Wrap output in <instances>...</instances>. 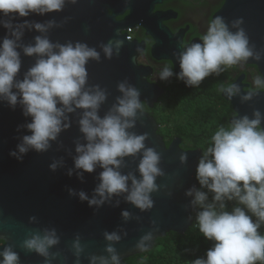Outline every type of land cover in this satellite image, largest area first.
<instances>
[{
    "label": "clouds",
    "instance_id": "1",
    "mask_svg": "<svg viewBox=\"0 0 264 264\" xmlns=\"http://www.w3.org/2000/svg\"><path fill=\"white\" fill-rule=\"evenodd\" d=\"M66 3L76 4L78 0H0V16L7 18L0 20V25L8 30V35L0 43V100L6 101L12 109L19 104L23 115L31 117V122L26 125L31 134L23 137V142L18 145L19 152L27 153L30 148L37 152L47 151L50 141H55L62 130L70 127L65 123L68 120L66 113L82 109L79 126L87 143L76 146L75 168L87 173L94 172L97 167L103 170L95 189L100 198L89 199L81 191L80 199L87 200L90 206H99L113 196L126 194L127 202L142 211L149 210L154 203L151 193L158 188L156 178L163 172L158 166L160 154L145 146L148 134L137 135L128 131L135 126L137 110L145 108L140 101V92L127 82L119 83L122 97H118L117 103L101 117L99 110L107 99L106 91L98 85L86 87L89 60H100L96 48L80 42L53 43L46 36H36L34 45L18 43L26 28L46 33L54 22L45 25L27 20L22 23L14 21L33 13L42 15L62 11ZM241 23L235 21L232 27L239 28ZM123 45L124 40L115 39L101 47L105 56L111 59L114 50L119 55ZM20 47L24 55L37 57L23 79H17L22 67L21 53L17 50ZM181 48L179 53H173L180 67L178 79L190 87H199L206 77L247 63L249 58L261 60V54L250 46L244 29L231 31L220 16L209 20L207 31L198 42L181 44ZM173 75L171 64H166L159 74L161 80ZM253 83L255 87L241 96V102L252 100L253 95L264 90L260 75ZM219 92L226 93L230 101L241 89L239 85L228 84L221 86ZM253 115L251 119L247 115L235 118L227 127L220 126L215 130L210 146L199 160L196 177L202 188L214 194L213 202L207 203L208 193L196 188L186 194L194 197L192 205L201 209L196 216L199 232L213 244L204 257L196 258L191 264H264V234L258 231L264 225V128L261 127L264 115L259 110ZM140 153V178L131 173L122 174L123 158ZM11 155L17 154L12 152ZM186 159V156L181 157L182 162ZM56 167L55 163L51 165L53 170ZM226 200H235L243 207L235 206L228 211ZM122 215L126 220L130 216L128 211ZM104 237L110 242L105 248L109 256H92L91 264H121L120 256L112 246L113 242L121 240V236L116 232H105ZM151 239L150 233L145 235L137 248L146 251L145 241ZM59 243L56 230L46 228L43 235L36 232L24 239L21 247L48 258L53 255L49 249ZM73 247L79 257L84 250L79 238ZM0 257V264H20L19 253L10 245L0 251ZM46 264H51L50 260H46Z\"/></svg>",
    "mask_w": 264,
    "mask_h": 264
},
{
    "label": "water",
    "instance_id": "2",
    "mask_svg": "<svg viewBox=\"0 0 264 264\" xmlns=\"http://www.w3.org/2000/svg\"><path fill=\"white\" fill-rule=\"evenodd\" d=\"M115 6L113 0H78L76 4L66 3L59 12L42 15L33 13L29 17L14 21L22 23L27 20L32 24L45 25L50 21L54 22V26L46 33L26 28L18 42L22 46L34 45L36 36H46L53 43L80 42L96 48L100 53V60H89L86 66V87L98 85L101 90L106 91L107 99L99 110L101 117L117 103L118 97H122L123 94L118 90L121 82L134 86L140 92V101L151 107L158 102L164 91L149 82L148 71L138 65L134 44L119 31L120 23L115 17L122 12L117 11ZM126 8L130 13L124 22L134 19L137 12L132 2ZM109 9L113 13H109ZM216 16L223 17L233 32L239 28L244 29L250 46H254L255 51L261 54L260 61L249 58L248 63L257 65L264 80V0H226ZM3 19L7 18L0 16V20ZM235 21H242L239 28L232 27ZM6 35L8 30L0 25V43ZM115 39L124 40V45L119 55L114 50L112 58L109 59L101 45ZM17 50L21 53L22 61L17 79H23L24 73L35 64L37 57L24 55L22 47ZM238 85L241 92L230 100L237 115L230 121L244 115L254 118L255 110L264 115V90L253 95L252 100L241 102V96L250 90H243L242 85ZM224 96L227 98L226 93ZM82 114V109L66 113L68 120L65 123L70 124V127L62 130L55 141H50L51 146L47 151L37 152L30 148L27 153H20L18 145L23 142L25 135L31 134L26 128L31 117L23 115L19 104L12 109L6 101L0 100V124L11 137L14 123L17 154L13 188L10 183L8 193L4 192L0 198V251L4 247L12 246L19 253L20 264H46V260H50L51 264H77V260L79 264H91L92 256H109L105 248L110 242L106 241L105 232H116L121 236V240L113 242L112 246L116 248L122 264L125 259L152 249L157 239L170 231L183 235L193 225V212L196 207L191 202L194 197L186 193L193 188H199L196 169L203 151L183 149L180 146L181 138H174L167 145L158 132L157 120L145 110H137L135 126L128 131L137 135L147 133L145 146L154 148L161 156L158 166L163 175L156 178L158 188L151 193L153 207L142 211L126 201V194L113 196L99 206H90L87 200L82 201L79 196L81 191L89 199L96 196L95 189L100 183L99 174L103 170L97 167L94 172L87 173L75 168L74 158L78 155L76 146L78 143H87L79 126ZM261 127L264 128V120ZM182 156L187 157L186 161L182 162ZM141 158L142 153L123 158L121 173H131L139 179L138 165ZM54 163L57 165L55 170L51 168ZM128 183L131 187V180ZM124 211L130 214L127 220L122 215ZM46 228L55 229L60 239L58 245L49 249L53 255L45 258L21 247L24 239L36 232L43 235ZM149 233L152 239L145 241L147 250L141 251L137 244ZM77 238L84 249L79 257L75 255L73 247Z\"/></svg>",
    "mask_w": 264,
    "mask_h": 264
},
{
    "label": "flooded vegetation",
    "instance_id": "3",
    "mask_svg": "<svg viewBox=\"0 0 264 264\" xmlns=\"http://www.w3.org/2000/svg\"><path fill=\"white\" fill-rule=\"evenodd\" d=\"M225 1L130 0L122 2L113 0L116 10L122 12L116 14L115 17L120 23L119 31L134 44L138 65L148 71L149 82L164 90L153 107L145 102L143 104L145 105L144 110L157 120L158 132L163 136L167 145H170L174 138H181L180 146L183 149H196L184 148L183 137L172 131L174 125L163 122V118L168 113L165 108L169 91H176V96H179L177 94L184 96L189 92L197 93L196 96H203L208 102V112L215 113V115H229V118H232L237 115V112L224 93L219 92V88L228 84H241L243 90H251L255 87L254 78L257 75L261 76L257 65L247 62L227 68L219 75L212 74L206 77L199 87L186 86L184 81L178 79L177 72L180 71V67L173 53L182 51L181 44L198 42L200 36L207 31L209 20L215 18ZM131 2L137 11L136 16L124 22L123 20L130 13L126 6ZM109 13H113V10L109 9ZM166 64H171L174 75L167 80H161L159 74ZM203 92L207 93L202 94ZM206 94L209 96L207 97ZM228 107H231V110ZM15 145L14 123L11 137L7 129L4 130L0 124V198L3 197L4 192L8 193L10 183L13 188L16 161L11 153L15 152Z\"/></svg>",
    "mask_w": 264,
    "mask_h": 264
},
{
    "label": "trees",
    "instance_id": "4",
    "mask_svg": "<svg viewBox=\"0 0 264 264\" xmlns=\"http://www.w3.org/2000/svg\"><path fill=\"white\" fill-rule=\"evenodd\" d=\"M205 93L207 92L202 94ZM196 94L189 92L184 96L181 94L176 96V91H169L165 108L168 113L163 118V122L174 125L172 131L183 137L184 148L201 149L204 153L210 146V138L215 130L220 126L227 127L231 118L229 115H215V113L208 112L205 106L199 104L205 98L196 96ZM228 108L231 110V107ZM198 190L208 193L207 203L213 202V193L206 188H198ZM225 204L228 211H231L235 206L243 207L238 205L235 200H226ZM200 210L198 206L195 208L193 225L185 234L181 235L170 231L164 237L158 238L152 249L129 257L122 264H191L196 258L204 257L213 242L207 240L198 230L196 216ZM253 219L255 220V217ZM258 231L264 234V225Z\"/></svg>",
    "mask_w": 264,
    "mask_h": 264
},
{
    "label": "rangeland",
    "instance_id": "5",
    "mask_svg": "<svg viewBox=\"0 0 264 264\" xmlns=\"http://www.w3.org/2000/svg\"><path fill=\"white\" fill-rule=\"evenodd\" d=\"M199 104H201V106H205V108H207V106H208V102L205 99L201 100Z\"/></svg>",
    "mask_w": 264,
    "mask_h": 264
},
{
    "label": "built area",
    "instance_id": "6",
    "mask_svg": "<svg viewBox=\"0 0 264 264\" xmlns=\"http://www.w3.org/2000/svg\"><path fill=\"white\" fill-rule=\"evenodd\" d=\"M199 188H202L200 184H199Z\"/></svg>",
    "mask_w": 264,
    "mask_h": 264
}]
</instances>
